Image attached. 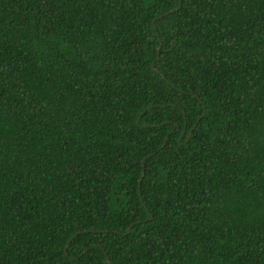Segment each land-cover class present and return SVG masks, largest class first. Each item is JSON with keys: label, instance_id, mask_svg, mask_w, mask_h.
<instances>
[{"label": "trees", "instance_id": "obj_1", "mask_svg": "<svg viewBox=\"0 0 264 264\" xmlns=\"http://www.w3.org/2000/svg\"><path fill=\"white\" fill-rule=\"evenodd\" d=\"M109 263L264 264V0H0V264Z\"/></svg>", "mask_w": 264, "mask_h": 264}, {"label": "water", "instance_id": "obj_2", "mask_svg": "<svg viewBox=\"0 0 264 264\" xmlns=\"http://www.w3.org/2000/svg\"><path fill=\"white\" fill-rule=\"evenodd\" d=\"M178 6H179V3H178V5H177L176 7L171 8V9H169L168 11H172L173 9L177 8ZM159 47H160V41H159L158 46H157V56H158ZM163 77H164V76H163ZM164 78H165V77H164ZM189 134H190V132L187 134V138H188ZM164 142H165V140L163 141L162 145L164 144ZM142 174H143V169L141 170L140 177H139V181H140L141 178H142ZM139 181H138V185H139ZM63 249H64V251L66 250V245L63 247ZM105 260H106L107 262H109V259H108V256H107V255L105 256ZM109 264H110V263H109Z\"/></svg>", "mask_w": 264, "mask_h": 264}, {"label": "clouds", "instance_id": "obj_3", "mask_svg": "<svg viewBox=\"0 0 264 264\" xmlns=\"http://www.w3.org/2000/svg\"><path fill=\"white\" fill-rule=\"evenodd\" d=\"M156 58H157V54H156ZM153 68H155V66H154ZM181 134H182V133H181Z\"/></svg>", "mask_w": 264, "mask_h": 264}]
</instances>
